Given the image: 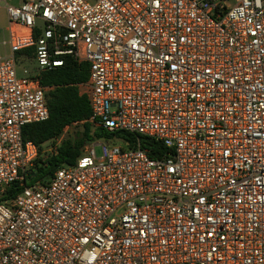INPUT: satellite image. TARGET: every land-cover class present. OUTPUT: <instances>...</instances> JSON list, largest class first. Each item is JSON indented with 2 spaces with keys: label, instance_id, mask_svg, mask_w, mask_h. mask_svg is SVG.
<instances>
[{
  "label": "built area",
  "instance_id": "built-area-1",
  "mask_svg": "<svg viewBox=\"0 0 264 264\" xmlns=\"http://www.w3.org/2000/svg\"><path fill=\"white\" fill-rule=\"evenodd\" d=\"M4 9L0 264H264V0ZM22 52L36 72L18 74ZM66 57L88 65L79 88L94 128L129 133L134 146L113 137L122 145L98 157L97 140L30 184L42 152L23 129L49 119L53 87L40 77ZM49 143L46 158L61 142Z\"/></svg>",
  "mask_w": 264,
  "mask_h": 264
},
{
  "label": "trees",
  "instance_id": "trees-1",
  "mask_svg": "<svg viewBox=\"0 0 264 264\" xmlns=\"http://www.w3.org/2000/svg\"><path fill=\"white\" fill-rule=\"evenodd\" d=\"M25 53L18 54V57ZM40 78L42 86L53 87L47 93L50 117L44 122L25 126L23 139L32 141L42 151V145L49 142L54 143L68 127L80 126L82 132L74 139L64 138L55 154L45 160L39 158L34 168L30 170V184L36 181L46 182L59 168L65 165H74L77 159L83 155L85 146L102 139L107 134L102 129H95L90 122L92 117L90 102L87 96L80 92L79 85L89 79L86 63H78L73 58L66 57L63 67L52 72H43ZM109 135V138L124 139L134 146V137L129 133L119 131ZM142 148L151 150V158H157L163 152L156 142L144 138L142 139ZM18 192L19 188L11 189L8 198H12Z\"/></svg>",
  "mask_w": 264,
  "mask_h": 264
},
{
  "label": "rangeland",
  "instance_id": "rangeland-1",
  "mask_svg": "<svg viewBox=\"0 0 264 264\" xmlns=\"http://www.w3.org/2000/svg\"><path fill=\"white\" fill-rule=\"evenodd\" d=\"M12 2V1H10ZM8 39V20L6 16V12L0 10V57L6 55L8 53V46L2 45L4 41ZM19 68L18 74L20 75L24 69L29 70L31 73L36 72V63L29 58L21 57L19 59ZM82 128L80 126H71L64 131V134L57 139V141H62L64 138H75L78 134H81ZM108 134V133H107ZM105 135L102 139L98 140L101 145L95 147L96 153L98 157H101L103 154V147H111L112 145H122L121 142L112 138H109V134ZM117 142V143H116ZM50 148V143H46L42 145V153L40 158L44 160L46 158V150ZM39 164V163H38Z\"/></svg>",
  "mask_w": 264,
  "mask_h": 264
},
{
  "label": "crops",
  "instance_id": "crops-1",
  "mask_svg": "<svg viewBox=\"0 0 264 264\" xmlns=\"http://www.w3.org/2000/svg\"><path fill=\"white\" fill-rule=\"evenodd\" d=\"M10 1H16V0H0V10L3 11V12H6L5 9H4V6L7 2H10Z\"/></svg>",
  "mask_w": 264,
  "mask_h": 264
}]
</instances>
